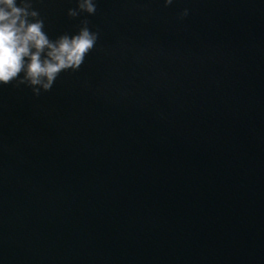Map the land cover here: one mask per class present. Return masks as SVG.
Wrapping results in <instances>:
<instances>
[{"label":"water","instance_id":"95a60500","mask_svg":"<svg viewBox=\"0 0 264 264\" xmlns=\"http://www.w3.org/2000/svg\"><path fill=\"white\" fill-rule=\"evenodd\" d=\"M33 8L98 38L0 85V264H264V0Z\"/></svg>","mask_w":264,"mask_h":264},{"label":"clouds","instance_id":"9594fccd","mask_svg":"<svg viewBox=\"0 0 264 264\" xmlns=\"http://www.w3.org/2000/svg\"><path fill=\"white\" fill-rule=\"evenodd\" d=\"M78 9L94 15L96 0H78ZM68 15L78 12L69 9ZM84 24L77 34L53 41L43 30L33 0H0V85L27 83L38 95L41 88L50 90L61 72L78 70L98 38Z\"/></svg>","mask_w":264,"mask_h":264}]
</instances>
